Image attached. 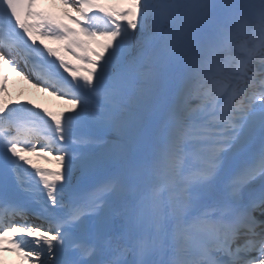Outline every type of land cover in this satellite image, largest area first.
I'll use <instances>...</instances> for the list:
<instances>
[{
    "label": "snow or ice",
    "instance_id": "1",
    "mask_svg": "<svg viewBox=\"0 0 264 264\" xmlns=\"http://www.w3.org/2000/svg\"><path fill=\"white\" fill-rule=\"evenodd\" d=\"M3 253L264 264V0H0Z\"/></svg>",
    "mask_w": 264,
    "mask_h": 264
},
{
    "label": "bare ground",
    "instance_id": "2",
    "mask_svg": "<svg viewBox=\"0 0 264 264\" xmlns=\"http://www.w3.org/2000/svg\"><path fill=\"white\" fill-rule=\"evenodd\" d=\"M56 44V43H55ZM53 47H58L56 44ZM14 81L16 82L17 91H12V94H17L18 98L22 101H26L27 99H32L34 102L43 103L44 101L48 100V103H52L56 107L64 108L66 107L61 101L56 100L54 97H50L47 94L40 93L36 89L31 88V86L23 80L20 76L16 75L15 73L12 74ZM52 162L56 165L55 161H47Z\"/></svg>",
    "mask_w": 264,
    "mask_h": 264
}]
</instances>
